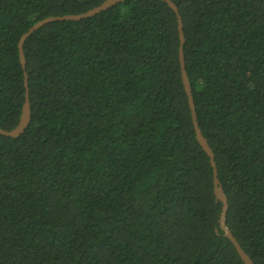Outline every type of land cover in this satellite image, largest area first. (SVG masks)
Wrapping results in <instances>:
<instances>
[{"label":"trees","instance_id":"trees-1","mask_svg":"<svg viewBox=\"0 0 264 264\" xmlns=\"http://www.w3.org/2000/svg\"><path fill=\"white\" fill-rule=\"evenodd\" d=\"M105 0H0V128L25 100L21 36ZM226 225L264 264V0H172ZM31 119L0 134V264H244L199 145L163 0H125L25 41Z\"/></svg>","mask_w":264,"mask_h":264},{"label":"water","instance_id":"water-1","mask_svg":"<svg viewBox=\"0 0 264 264\" xmlns=\"http://www.w3.org/2000/svg\"><path fill=\"white\" fill-rule=\"evenodd\" d=\"M125 0H105L103 3H101L99 6L81 14H72V15H64V16H54V17H48L43 20L38 21L36 24H34L26 33H24L18 43V50H19V59L20 63L22 65V68L24 70V85H25V100L22 106L21 110V115L19 122L17 126L12 129V130H3L0 128V134L9 137V138H17L19 137L27 128L30 119H31V110H30V101H29V89H28V75L26 73V59L24 56V51L23 47L25 44V41L27 38L33 34L36 30L42 28L43 26L53 23V22H58V21H79L82 19L90 18L93 17L97 14H100L103 11L108 10L109 8L123 2ZM176 14L177 18V29H178V36H179V64H180V72H181V78H182V83L184 86L185 93L187 95V100H188V105L190 108L191 112V118H192V123L194 126L195 130V135L196 139L203 149V151L206 153V155L209 158L210 165L212 167L213 171V189H214V195L217 199L222 204L221 207V213L219 216V228L223 232L224 237H226L233 247L235 248L237 254L241 258V260L244 262V264H254L251 260V258L245 253V251L241 248L240 244L236 240V238L232 235L230 229L226 225V214L228 211V201L227 197L224 194L222 185L220 183L219 177H218V171L215 163V157L213 154V151L211 150L210 146L208 145L207 140L204 138L198 122H197V117H196V111H195V105L193 101V96H192V90L190 83L188 81V76L186 73L185 69V60H184V52H183V47L185 43V36L183 32V22L182 18L179 14L177 6L172 2V0H163Z\"/></svg>","mask_w":264,"mask_h":264}]
</instances>
